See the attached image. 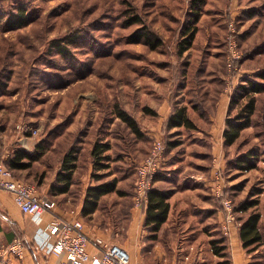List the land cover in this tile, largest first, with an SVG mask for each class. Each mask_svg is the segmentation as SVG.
<instances>
[{
  "label": "rangeland",
  "instance_id": "374dc122",
  "mask_svg": "<svg viewBox=\"0 0 264 264\" xmlns=\"http://www.w3.org/2000/svg\"><path fill=\"white\" fill-rule=\"evenodd\" d=\"M194 1L197 0H0L3 162L15 149L31 152L43 147L45 152L39 160L14 174L52 198L50 183L71 146L78 150V180L94 182L92 173L100 174L101 180L116 178L117 185L120 183L131 197L136 166L154 137L165 143L162 175L180 180L178 170L185 167L207 173L215 165L211 154L201 158L188 150L199 144L209 151V143L199 137L200 132L164 126L159 134H149V120L155 114H146L145 99L154 87L174 92L186 85L190 93H199L220 69L228 74L227 36L232 29L242 53L235 71L242 75L235 88L246 78L256 79V71L264 67V0H201L193 43L179 54L178 42L193 19ZM19 7L25 8L28 22L9 29L3 21ZM135 14L141 23H129ZM144 27L160 39L157 47L151 48L140 38ZM183 76H190L189 80ZM115 105L136 119L142 136L116 116ZM253 122V131L259 136L254 138L255 132L247 128L240 138L245 139L234 144L231 156L218 163V181L234 201V208L244 200L259 198L249 197L254 191L264 192V105ZM96 140L111 145L101 170L92 168L90 150ZM244 152L254 156L255 166L249 170L235 164L237 155ZM173 162H177L174 168ZM166 167L170 170H164ZM229 177L235 180L230 184L232 189L226 191ZM77 192L74 187L69 194ZM129 196L121 199L122 212ZM103 201L105 213L113 200L108 195ZM257 201L258 206L252 209H263ZM250 210L239 211L236 217L244 218ZM259 231L261 240L248 248H258V259L264 261V221ZM17 233L27 247V235L19 230Z\"/></svg>",
  "mask_w": 264,
  "mask_h": 264
},
{
  "label": "crops",
  "instance_id": "0c3cea01",
  "mask_svg": "<svg viewBox=\"0 0 264 264\" xmlns=\"http://www.w3.org/2000/svg\"><path fill=\"white\" fill-rule=\"evenodd\" d=\"M223 71L224 69H220L219 72L212 75L208 82L204 83L205 87L203 84V90L201 89L199 93H190L186 85L174 92L154 87L153 92L149 93L145 99L146 106L155 111V115L146 112L147 115L155 117L149 120V127L151 128L148 131L149 134H159L164 126L167 127V120L173 109L184 105L187 115L195 125V128L190 130L197 129L200 132L199 137L205 138L209 143V151L204 145L194 144L195 146L188 147L189 153L191 151L193 155L201 158L209 153L215 164L214 167L209 168L207 173L193 171L187 169L188 167L181 170L177 169L180 180H175L174 177L168 179L160 171L158 178L153 182V186L167 190L170 194L167 218L159 230L154 232L144 225L147 200L142 205L136 206L131 195L119 196L115 192L103 195L98 208L90 215L84 216L81 213V208L85 191L88 185L93 184L95 180L94 182L78 180L76 169L68 192L50 193L54 198L49 197L53 202L54 212L66 218L82 220L84 230L90 237L100 236L105 240L118 243L128 251L130 255L129 264H264V261L258 259L260 255L256 254L259 251L258 248L249 250L250 248L243 246L239 234L241 215L236 217L237 222L231 226L230 234L224 235L221 230L224 211L221 201L214 191L215 173L221 169H219L218 163L224 157L231 156L232 148L236 142L245 139V137L240 139L242 132L248 128L253 133L255 132L254 138L259 136L260 133L253 131L252 127L256 113L264 105L262 101L264 92L256 94V108L252 115L251 124L240 132L235 142L225 144L223 138V130L226 127L225 118L235 85L242 74L239 75L237 72L226 74ZM189 77L183 76L182 78L189 80ZM202 77L205 79V76ZM187 94L190 95L188 98ZM201 126H205V128L203 129ZM167 128L177 129L181 127ZM193 136H195L193 138L197 137L196 135ZM172 166L173 168L176 167L177 162H173ZM168 168L170 167H166L164 170L169 171ZM233 178H228V183L225 184L226 191L233 186L230 185L235 180ZM80 186L81 189H79ZM117 186L123 189L120 183ZM74 187L78 192L73 196L69 192ZM42 195L47 196L46 193H42ZM108 195L113 201L108 204V211L102 213L104 208L101 207V202H104V198H107ZM254 195H259L257 200H260V204L263 206L261 210L255 209L260 212L258 222L260 230V224L264 221V192L254 191L249 197ZM125 196H129L128 204L124 205L125 210L122 212L120 210L123 205L121 199ZM120 203L122 204L121 207ZM258 204L259 201L256 205L258 206ZM233 205L235 204L233 203ZM235 213H239V211H235ZM51 218L52 215L48 211L42 212L39 219H32L23 214L15 204L12 194L1 190L0 248L13 238L19 237L18 230L27 235L26 240L28 241L23 260L11 256L4 263L59 264L57 256L45 251V245L51 241V237L46 231ZM223 244L225 248L216 252V249ZM88 250L91 258L99 256V252L94 247L89 246ZM86 264L93 263L89 261Z\"/></svg>",
  "mask_w": 264,
  "mask_h": 264
},
{
  "label": "trees",
  "instance_id": "16d2710c",
  "mask_svg": "<svg viewBox=\"0 0 264 264\" xmlns=\"http://www.w3.org/2000/svg\"><path fill=\"white\" fill-rule=\"evenodd\" d=\"M201 0L193 2L192 11L193 19L191 24L186 26L181 40L178 42L177 52L179 54L189 49L193 43L196 32L198 30L197 21L200 17ZM28 22V14L25 12L24 7L17 8L16 11L10 13L3 21L8 25L9 29L19 28ZM139 15H132L129 23H141ZM140 38H142L151 48L157 47L161 41L154 37V33L150 29L144 27L141 31ZM61 51L65 50L64 47L59 46ZM256 79L246 78L242 83L237 85L230 99V106L228 109L227 117L225 118L226 127L223 130V138L225 144H232L239 137L240 132L249 126L252 122V115L256 108V94L264 92V67L260 68L255 73ZM144 110L148 113L155 114V111L149 107ZM114 112L137 136H142L138 123L134 117L127 113L124 109L115 105ZM167 127H184L186 129L195 128L194 123L187 115V110L184 105L175 107L167 120ZM172 142L170 144H174ZM111 147L110 142L96 140L91 146L92 168L93 170H101L106 165L104 160L108 158L105 153ZM78 150L70 147L64 152L60 166L56 171L54 181L49 186V193L60 194L68 192L73 182V174L77 167ZM45 152L43 147L36 148L34 151H26L23 149H15L12 155L5 162L6 166L14 171L24 170L31 167L34 161L39 160ZM254 156L250 152H244L236 157L235 164L243 170H249L255 166L252 160ZM159 173L155 176L154 180L158 178ZM95 182L88 185L85 191L84 201L81 208V213L84 216L93 213L99 206L101 197L105 194L115 192L119 196H124L127 192L124 189L118 188L117 179L111 178L108 180H101V175L92 173ZM19 178V177H18ZM169 194L167 190L151 186L147 192V203L145 209L144 225L151 231L156 232L159 230L163 222L167 218L169 211ZM258 203L257 199L244 200L235 207V211H247L253 208ZM239 234L242 239L243 246L248 248L261 240V235L258 227L260 213L251 209L246 217L240 218ZM225 245H220L216 252L224 249ZM251 250V249H249ZM4 262V260H2Z\"/></svg>",
  "mask_w": 264,
  "mask_h": 264
},
{
  "label": "built area",
  "instance_id": "2783aa9c",
  "mask_svg": "<svg viewBox=\"0 0 264 264\" xmlns=\"http://www.w3.org/2000/svg\"><path fill=\"white\" fill-rule=\"evenodd\" d=\"M241 56L242 53L232 29L227 36L226 67L229 73L238 69ZM164 149V141L154 137L149 151L137 164L132 196L134 205L140 206L147 200V192L153 186L154 178L161 170ZM219 177H221L220 171H216L214 191L224 211L222 232L229 235L231 226L237 222L235 208L223 184L218 181ZM1 190L10 192L21 212L32 219H39L44 211L51 213L52 218L46 229L51 241L45 245V251L57 256L59 264H86L89 261L93 264H129L130 255L126 249L100 236L90 237L84 230L82 220L56 214L51 199L39 193L34 184L15 177L12 170L0 158ZM89 246L94 247L99 252V256L91 258ZM25 252L26 246L23 241L15 237L0 248V262L10 256L22 259Z\"/></svg>",
  "mask_w": 264,
  "mask_h": 264
},
{
  "label": "bare ground",
  "instance_id": "6f19581e",
  "mask_svg": "<svg viewBox=\"0 0 264 264\" xmlns=\"http://www.w3.org/2000/svg\"><path fill=\"white\" fill-rule=\"evenodd\" d=\"M40 221V220H39Z\"/></svg>",
  "mask_w": 264,
  "mask_h": 264
}]
</instances>
